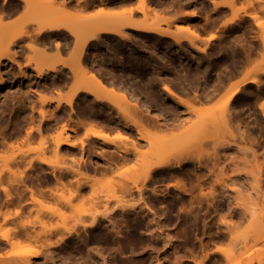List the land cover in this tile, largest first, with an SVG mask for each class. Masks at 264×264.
Returning a JSON list of instances; mask_svg holds the SVG:
<instances>
[{
    "label": "bare ground",
    "instance_id": "6f19581e",
    "mask_svg": "<svg viewBox=\"0 0 264 264\" xmlns=\"http://www.w3.org/2000/svg\"><path fill=\"white\" fill-rule=\"evenodd\" d=\"M13 1L10 7H0V85L5 83L7 78L11 80L12 77V71L6 70L7 67L4 68L3 65L6 63L3 60L7 58L9 62L15 64V52L19 48L14 51L16 42L31 38L35 48L36 45L39 46L37 50L33 49L38 51V61L32 65V70L28 73L36 76L38 83L35 82V86H39L38 91L42 88H50L48 91L55 98L52 100L54 102L50 103V107L39 110L37 119L32 118L31 121L29 119L34 115H29L33 111L28 107L30 110L26 109L27 112L22 115L16 109L14 120L11 119L13 116H10L11 120L5 122L8 119L3 115L5 106L2 109L0 103L2 157L3 149L8 148L9 152H7L10 155L11 149L19 147L17 142H20V145L28 144V147L37 136L40 138V140L38 138L39 146L30 145L27 148V150L40 151L36 157L38 161L32 157L25 161L24 157V161L20 162L23 169L18 171L16 169L13 178L6 179L8 183L0 176V209L3 207L1 210L7 211L14 205L24 204L26 194L31 195L30 201H39L40 207L41 201L44 203L48 196H52L57 198V201L54 200L56 203L50 206L46 202L42 209L44 211L46 208L48 212L50 210L51 216L59 217L61 222L47 224L46 218L49 214L45 210L48 215L45 216L42 211L43 215L42 209H38V214L34 218L26 217L21 220L22 206H20V209H15V213L11 216L9 213H4L3 220L8 224L0 225V248L7 245L16 246L24 237L31 238L33 235L29 226L35 223H38L44 231L59 229L76 231L77 225H79L77 231L88 229L98 231L103 227L109 231H122L123 229L118 225L119 219L133 221L136 218L144 220L143 223L148 230L150 223L147 213L153 211L150 204L154 205L156 201L161 203L159 199L164 195L156 191L155 186L163 182L172 184L173 187L170 190V186L166 185L167 190L172 191L167 192L165 196L168 200L167 205H170L169 201L173 197L185 196L191 206L193 199L198 196L195 190L201 184L198 176L201 156L190 152L170 158L165 150L168 153L171 149L174 150L173 146L176 148L185 144L184 141L183 143L177 141L181 133L187 135V138L192 136L191 133L196 135L193 130L197 123H190L196 115L201 117L206 115L208 117L205 118L206 120L211 119L215 133L221 126L230 127L238 116L239 93L245 91L248 86L256 87L253 102L257 101L256 98L262 99L263 79L258 78L257 75L264 73V65L242 75L224 91L223 88L232 78L239 76L257 54L264 52V41L258 49L254 44L247 46L243 44L242 52L235 49L230 58L225 59L216 55L219 48H225L219 47L223 44L219 41L207 51L206 42L198 30L202 29L198 18L205 16V13L201 14L205 8L202 0H191L189 16L188 19L185 18V21L191 20L189 23L197 28L192 39L189 37L190 41L188 38H183V34L176 29L174 30L176 32H173V28L172 32L169 29V31L162 29L159 23V17L162 15L160 8L164 6L166 11L169 9L174 13L178 12L181 10L179 6L182 8L181 0H166L169 4L166 3L160 8H157L155 3L158 4L161 0H139L138 6H129L128 9L122 10L116 8L121 5H132L134 0H83L82 2L76 0L74 3L71 2L72 0H62L63 2L46 0V5L38 9L33 6L31 0ZM225 2H214L213 8L217 9L220 5L235 6L233 0ZM20 10L23 11L20 19H29L32 14L38 15L37 25L30 28V22H27L20 28H12L15 20H2L4 16ZM73 10L77 12L74 13ZM139 12L142 16H139ZM220 14L222 13L219 12ZM240 14L236 10L223 25L234 23L243 15ZM154 16L155 19L151 18ZM205 21L207 20L204 19L202 23ZM209 22L210 26H214L216 16ZM259 24L264 26V22ZM206 25L203 24V29H206ZM183 43H190V46L182 47ZM31 45L34 47L32 43ZM230 46V43L227 44V48ZM49 49L54 50L49 53ZM191 62L196 65L193 66ZM15 75L13 77H16ZM69 80L71 84L63 93L61 88L64 84L66 86ZM18 85L14 91H17ZM22 89L19 92H22ZM12 95L10 98H13ZM218 97L220 99L217 100ZM20 98L25 99L23 96ZM42 100L46 101V97H42ZM258 105L264 115V102H258ZM30 106L32 107V104ZM16 112L20 115L17 116ZM27 114L30 116L29 119L26 118ZM83 127L86 128L85 137L94 135L106 142L89 143L84 138L77 137L76 134ZM111 129L125 133L128 139L122 143L114 141L115 138L109 137ZM199 131L203 130L199 129ZM48 133L55 135L50 137ZM192 138L191 140L194 141L195 139ZM12 144L14 147L10 148ZM79 144L80 149L74 150ZM45 151H50L52 158L46 156ZM173 153L170 151L168 154L171 156ZM14 158L17 159L16 156ZM17 161L15 160L16 164ZM57 163L61 165L57 166ZM127 165L129 173L123 177L119 176L117 173L123 171V166L127 167ZM263 170V164L258 166V171ZM111 178L118 181V198L113 196L114 200L109 202L110 208H104V210L109 209L108 211L99 212L100 210L94 207L90 217H85L84 215L89 214L90 211L86 212L84 205L91 201L93 192L98 194L96 192L99 191L98 183L102 185ZM71 179L75 183L71 182ZM149 183L154 184L150 186ZM73 198L82 199L83 203H86H81L83 209L80 210L78 206L79 211L75 207L74 215L71 213L69 215L59 204L63 208L64 206L74 208L76 203L71 205ZM93 201L92 199L91 202ZM79 202L77 203L80 204ZM119 202H121L120 207ZM86 207L90 208V206ZM71 208L70 212H72ZM70 216L74 219L72 225L67 222ZM17 221L20 223V228ZM134 228L131 222L125 230L133 231ZM61 239L63 236H60L56 242ZM114 248H119V244ZM17 251H5L0 254V264H35L37 254L34 251L25 250L27 253ZM208 255V253L204 254L200 264L207 261Z\"/></svg>",
    "mask_w": 264,
    "mask_h": 264
},
{
    "label": "rangeland",
    "instance_id": "374dc122",
    "mask_svg": "<svg viewBox=\"0 0 264 264\" xmlns=\"http://www.w3.org/2000/svg\"><path fill=\"white\" fill-rule=\"evenodd\" d=\"M59 1L63 2L62 0ZM75 1L76 0H72L71 2L74 3ZM78 1L82 2L83 0H77V2ZM181 1L182 8L179 6L181 10L175 13L168 8V12L165 10L163 5L168 3L166 0H161L158 4L155 3V6L157 8L163 6L164 8V10L163 8H160L161 11L159 10L162 14V17H159L160 27L162 29L165 28L164 30L169 29L170 31L173 28V32H181L184 36L183 38H188L189 40H187L190 41L194 30H197V28L189 23L191 20L185 21V18L189 16V8L192 4L191 0ZM224 1L231 2L232 0H202L205 8L203 9L204 12L201 11V14L204 15L205 13V16H202L207 21L202 23L204 19L202 17H200V19L198 18V22L201 23L200 25L202 26V29L199 28L198 30L202 34V39L206 42V50H211L212 47L215 46V43L219 41L223 43L220 44L219 47L224 46L225 48H219L216 55L219 58L224 57L225 59L226 57L230 58V55L235 49L242 52L243 50L241 47L243 44H245L243 46L254 44L256 49L260 48L261 43L263 44L264 41V26L259 24V22H264V0H233L235 4V6L233 5L234 7L220 5L217 9L213 8L214 2L224 3ZM31 2L37 9L40 8V6L46 5V0H31ZM13 3V0H0V7H10ZM138 4L139 0H134L132 5H121L116 9H128L129 6L136 7ZM23 5L25 4L23 3ZM236 10L243 15L234 23H229L230 25L224 26V21L228 20ZM76 12L77 11L74 13ZM219 12L222 14L219 15ZM22 13L23 11L21 10L13 12L4 16L2 20H15V23L12 24V28H20L27 22H30V28L37 25L36 21L38 20V15L32 14L29 19H20ZM139 14V16H142L140 12ZM214 16H216V23L214 26H210L209 21ZM151 18L155 19V16ZM203 24H207L206 29H203ZM175 29L176 31H174ZM30 39L31 38H24L16 42L14 51L16 48H19L15 52V64L9 62L7 58L3 60L6 63L3 65L5 66L4 68L7 67L6 70L12 71L11 80L7 78L6 82L0 85V100L3 97L0 103L2 109L5 106L3 110L5 119L8 118L5 122H7V120L9 121L11 118L10 116H13L11 119L14 120L16 116L14 111L16 109L19 110L18 113L21 115L27 112L26 109H31L33 113H29V115L31 114V116H34L30 118L27 114L26 118H30V121L32 118L37 119L38 111L44 110L45 107H50V103L52 104L54 102L52 100H54L55 97L53 98L52 93L39 92L37 90V86H35V82H37L36 76L28 73L32 70V65L38 61V51L36 52V48L39 47L36 45L35 48V43ZM31 43L34 47H32ZM229 43L231 46L227 48V44ZM183 46L188 47L190 43H183L182 47ZM33 49L36 50L34 51ZM51 56L53 55L51 54ZM225 61L226 60H224V62ZM191 63L193 66L196 65V63ZM10 64L12 65L10 66ZM263 65L264 52L261 51L249 65L247 73ZM18 67L19 69H17ZM14 71H16V75L13 74ZM22 71H24V74L27 76H25ZM17 72L18 74H22L18 75ZM28 74L31 77H28ZM13 75L16 77H13ZM257 76L263 79L262 83L264 84V73H260ZM25 83L27 85H25ZM16 85H18L16 88L17 91H14ZM22 88H24V90ZM25 88L27 91H25ZM21 89L22 92H19ZM254 90H256V87L250 85L245 88V91L239 93L238 116L233 120V123L230 124V127L221 126L215 133L213 131V122L210 121L211 119L206 120L208 118L206 115L202 116L203 118L196 115L190 123H197L195 128L198 130H195V128V131L193 130L194 133L196 132V135L198 134L197 137H195V134L191 133L193 138L192 136L187 138V135L184 136L181 133L177 141H184L185 144L182 142L183 144L176 147L177 150L174 146L172 147L174 150L168 147L171 149L170 151H172V153L174 151L171 156L168 154L170 151L167 153L165 150L166 155L170 158L174 155L190 154V152L201 156V162L198 163L200 165L198 176L200 177L199 182L201 184L195 190L198 196L193 199L191 206H189L190 202L185 196L184 198L173 197L169 201L170 205H167L168 200L165 196L167 192H172L167 190L169 186L172 187V184L169 185L164 182L159 183L155 186V189L164 194L159 201H162L161 203H165L166 205L158 206V204H161L158 201H156L154 205L150 204L153 211H150L149 214L147 213L150 223L148 230L143 223L144 220L136 218L133 221L130 219L128 221L119 219L118 225L123 229L122 231H109L105 227L98 231H93L92 229L77 231L79 225L76 226V231H65L63 229L44 231L38 223H35L29 226L34 228L29 229L31 231L29 232L33 235L31 238L24 237L20 239L16 246L7 245L4 248H0V254L5 251L14 252L18 250L24 253L25 250H32V252L34 251L37 254L35 256V264H200V260L204 254L208 253L209 257H207V261L205 260L203 264H264V170L258 171V166L261 164L264 165V115L261 112L262 109L260 105L257 106L258 102H264V95L262 99L256 98L257 101L253 102L255 97ZM31 92H34L35 95ZM2 93L5 94L3 95ZM36 94L39 95L38 98H35ZM11 95L13 98H10ZM21 95L25 97V99L20 98L22 97ZM17 97H19V99ZM30 97L33 99L29 100L31 99ZM42 97H46V101H43ZM218 99H220V97H218L217 100ZM15 103L17 105H15ZM27 103L28 106L26 107ZM29 103L32 104V107ZM28 107L30 109H28ZM21 109L22 111L20 112ZM9 112L12 113L10 114ZM18 113L17 116L20 115ZM27 125L28 123L26 126ZM199 129L203 131H199ZM54 135L55 134H50L49 136L54 137ZM113 138L116 139L114 141L122 143L128 139V136L125 133L117 132ZM191 138L195 140L192 141ZM187 139L190 140L187 141ZM39 140L31 141L29 146H39ZM17 143L19 147L17 149H11V153L13 150L12 155L11 153L10 155L8 154L9 150L1 152L3 157L0 155V172H2L0 176L6 183H8V181H6L8 177L9 179L13 178L16 169L17 171L23 169L21 168L23 165H21L20 162H23L25 158V161H27V158H36L40 152L36 149H31L32 151L27 150L29 147H27L28 144L20 145V142ZM186 143L190 144L187 145ZM13 144L10 148H12ZM17 145L15 147H17ZM51 154L50 151H45V155L50 158H52ZM15 156L17 159L14 158ZM15 160L19 161H17L18 164H16ZM72 160H75V158H72ZM36 161H38V158H36ZM57 164V166H59L60 163ZM123 168V171L117 173L121 177L129 173L128 165L127 167L123 166ZM259 175L260 177H258ZM258 178L261 179L257 180ZM111 179L102 185L98 183L99 191L96 190L98 188H95L98 194L95 192L92 193L93 202H91V199V203L85 202V204L81 198V200H78L79 198H73L71 205L73 203L77 205L79 201L80 204L77 206L75 205L74 208L70 206H64L63 208V206L59 204L61 209H63L65 213L69 215L71 213L72 215L76 210H79L78 206L83 203L85 204L84 210H86V212L87 210L90 211L89 214L84 215L85 217H90L94 207L100 210L99 212L108 211L109 209L104 210V208H110L109 202L114 200L113 196L116 198L119 196L118 181ZM71 182L75 183L74 180ZM153 184L154 183H149L150 186H153ZM166 185H168V187ZM31 198V195L28 196V194H26L24 204L22 203L20 205L22 206L21 220L26 217L34 218V216L38 214V209L44 208L43 205L46 202L52 206L56 203L55 201H57V198L55 199L52 196H48L46 202L44 201L43 203L40 200L42 205L40 207L38 205V203H40L37 201L38 199H36L37 202H35L34 200L30 201L29 199ZM14 206H12L13 208H8L7 211L5 209L1 210L3 208L1 207L0 225L6 226L8 224V222L3 220L4 213H9L11 216L15 213V209L20 207ZM86 206H90V208ZM120 206L121 202H119V207ZM70 208L72 212H70ZM81 209L83 208L80 206V210ZM45 210L46 208L44 211L42 209L41 213L43 211L45 216L49 214L46 218L47 224L53 225L57 221L61 222L59 217L51 216L50 210L49 212L46 210L48 214ZM44 213L42 214L44 215ZM21 220L18 221L21 222ZM19 222L18 227L20 228ZM67 222L69 225H72L74 222L73 217L70 216ZM131 222L135 227L134 230L126 231L125 229L129 227ZM60 236H63V239L56 242ZM100 238H102V240ZM118 244L119 248L115 249L114 247L118 246Z\"/></svg>",
    "mask_w": 264,
    "mask_h": 264
},
{
    "label": "crops",
    "instance_id": "0c3cea01",
    "mask_svg": "<svg viewBox=\"0 0 264 264\" xmlns=\"http://www.w3.org/2000/svg\"><path fill=\"white\" fill-rule=\"evenodd\" d=\"M51 50H54V49H51ZM51 50L49 49V52H51ZM54 52V51H53ZM66 55V54H65ZM251 64V63H250ZM249 64V65H250ZM249 65L247 66V68H244L243 69V71H242V73L239 75V76H237V77H235V78H232L229 82H227L226 83V85L224 86V88H223V91H224V89L226 88H229V86L230 85H232V83L233 82H235L236 80H238L242 75H245L246 73H247V70H248V67H249ZM70 82V80L68 81V84L65 86V84L63 85V87L61 88V90H62V92L64 93L65 91H67L68 90V88H69V86H70V84L71 83H69ZM44 86H46V85H44ZM39 88V86L37 87V89ZM49 88V87H48ZM45 89V90H44ZM50 89V88H49ZM49 89H47V87L46 88H42V92H45L46 91V93H48L49 91ZM39 90V89H38ZM40 92V91H39ZM36 96H37V98H38V96L39 95H37L36 94ZM90 125V124H89ZM88 125V126H89ZM85 127H83V129H81V131L78 133V134H76L77 135V137H79V138H84L86 141H88L89 143H92V141H96V142H99V143H105L106 142V140H104V139H102L101 137H97V136H94V135H88L87 137H85ZM109 137L110 138H113L115 135H116V133H117V131H116V129H111V130H109ZM48 134H51V133H48ZM75 135V134H74ZM38 136H37V138H35V141H38ZM40 139V138H39ZM80 144L76 147V148H74V150L75 149H80ZM88 148V147H87ZM6 149V148H5ZM5 149H3V151H6ZM92 152V150H90V153ZM92 155H94V154H92ZM84 156H85V154H84ZM37 165H38V162H37ZM171 189H173V187H170Z\"/></svg>",
    "mask_w": 264,
    "mask_h": 264
},
{
    "label": "flooded vegetation",
    "instance_id": "af4514ba",
    "mask_svg": "<svg viewBox=\"0 0 264 264\" xmlns=\"http://www.w3.org/2000/svg\"><path fill=\"white\" fill-rule=\"evenodd\" d=\"M159 205H166V204H165V203H162V204H158V206H159Z\"/></svg>",
    "mask_w": 264,
    "mask_h": 264
}]
</instances>
